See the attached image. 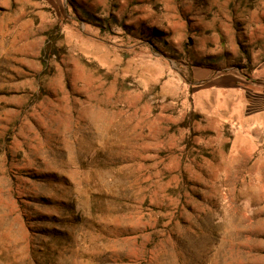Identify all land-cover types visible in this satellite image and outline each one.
Here are the masks:
<instances>
[{
	"label": "rangeland",
	"instance_id": "obj_1",
	"mask_svg": "<svg viewBox=\"0 0 264 264\" xmlns=\"http://www.w3.org/2000/svg\"><path fill=\"white\" fill-rule=\"evenodd\" d=\"M0 264H264V0H0Z\"/></svg>",
	"mask_w": 264,
	"mask_h": 264
},
{
	"label": "trees",
	"instance_id": "obj_2",
	"mask_svg": "<svg viewBox=\"0 0 264 264\" xmlns=\"http://www.w3.org/2000/svg\"><path fill=\"white\" fill-rule=\"evenodd\" d=\"M168 228L172 227V224H169L167 226ZM165 228L164 231L161 234H158L156 232H153L150 236V243L146 247V255L150 256V253H153L152 250L156 248H163L164 246H167V243L172 242L174 245L176 244V238L173 235H170L168 232V228ZM168 238V241H167ZM177 248V247H176ZM163 254L165 253L162 251Z\"/></svg>",
	"mask_w": 264,
	"mask_h": 264
}]
</instances>
